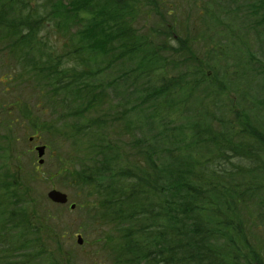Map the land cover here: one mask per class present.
<instances>
[{"label": "trees", "instance_id": "trees-1", "mask_svg": "<svg viewBox=\"0 0 264 264\" xmlns=\"http://www.w3.org/2000/svg\"><path fill=\"white\" fill-rule=\"evenodd\" d=\"M192 1L198 8L191 20L175 7L188 0H0V54H20L37 67L43 76L37 77L50 88L44 95L36 86L38 96L55 105L61 92L83 95L80 87L90 88L89 95L107 94L106 82L118 101L136 99L124 116L135 110L131 125L139 127L131 131L138 140L120 139L119 131L131 125L113 132L111 141L108 134L98 135L95 157L85 161L93 170L74 164L60 173L74 177L73 186L94 185L99 219L123 232L115 240L119 248L108 245L113 264H264V80L256 79H264V0ZM153 14L159 23L151 21ZM128 64L134 69L115 77ZM104 72L110 81L101 78ZM233 74L253 79L230 94ZM81 78L86 84L77 86ZM74 84L78 88L71 89ZM233 95L242 102L236 107ZM196 96L199 106L191 108ZM7 107L0 106V113L11 117ZM91 111L84 106L80 117ZM69 117L70 131L63 136L74 143L80 122ZM102 119L100 131H113ZM18 120H0V133L13 150ZM43 124L35 122L30 132L57 134L58 128ZM201 149L208 150L203 157ZM122 154L131 160L108 173L107 162L117 167ZM5 166L0 165V264H65L54 216L43 206L34 211L31 188L19 171ZM116 177L125 185H97ZM22 186L29 187L26 193ZM40 208L44 214L38 216ZM65 254L73 264L75 253Z\"/></svg>", "mask_w": 264, "mask_h": 264}, {"label": "rangeland", "instance_id": "rangeland-1", "mask_svg": "<svg viewBox=\"0 0 264 264\" xmlns=\"http://www.w3.org/2000/svg\"><path fill=\"white\" fill-rule=\"evenodd\" d=\"M32 6H34V3H32ZM178 6L180 7L178 8ZM175 7L178 8V14L183 12L185 13V17L192 20L195 18L198 5L196 7L192 0H188V3L181 2L176 4ZM139 19L144 23L145 17L143 15H141ZM151 21L159 23V19L155 14L151 15ZM243 59H245V56ZM132 66L135 65L128 64L126 65L128 68L120 67L114 73L115 77L117 75L120 76L125 71L134 69ZM257 69L261 74V67H257ZM260 74L256 76L259 77L261 76ZM37 76L43 77L38 72L37 67L35 66L34 69V65L32 66L30 64L29 66L28 60L24 57L21 59L20 54H0V106H8L7 112L12 115L9 117L6 112L0 113V116H3L0 117V120L3 122L4 119L7 118V123L10 125L12 119H19L18 121L20 123L13 129L15 135L17 134L15 150L11 147H7L10 141H7L5 139V135L0 133V137L3 138L0 140V165L4 164L5 170L6 163V165H10L14 172L19 171L20 174L18 173V175H20V178L31 188V199H37L36 210L35 203L32 201L33 203L31 204V207L34 208V211L37 212V214L39 206H43L46 212L50 213L51 216H54V223L58 225L59 228L57 234L60 236L62 232L67 234L64 240H61V246L64 249V252L73 251L75 253L73 264H113L108 245L117 246V248H119L118 242L115 240L121 236L123 232L120 233V231H114L113 228H115V226L110 222V220L107 222L106 220L99 219V216L102 214L100 212V203L97 204L100 207L98 210H96L93 206L97 198L96 195H98L97 188H95V190L93 189L94 185L90 184L89 187L85 189H82L81 186H73L71 184V180H73L74 177H70L68 175L66 177L61 176L60 173L66 168L67 170H70L69 168L72 169L75 165H79V167L81 165L85 172L93 170L92 165L90 163H85V161L86 159L95 157L94 154L97 151H93V149H98L100 146V138L97 136H102L103 133L108 134V138L111 141L113 139L111 135H114L113 132L116 134L118 129H121L123 125H131L133 124V121H137V118L134 116V109L128 111V114L124 116L127 108L131 107L133 103L134 105L137 104V102H135L136 99L132 98L131 95H127L125 101H118L116 94H114V89L111 90L107 88L108 84L105 82L103 86L108 89L107 94L98 95L95 93L89 95L91 91L90 88L84 89L83 87H80L83 89V95L76 96V94H73V91L71 90H68V92H61V94L55 98V105H52L48 103L46 97L44 96L46 92L50 95V88L44 85L46 79L42 78L40 80ZM240 76L241 75L237 76L236 74H233L230 78L231 82L228 84L230 86V90L226 87V90L230 94L234 93V90L232 91V89L240 83L245 81V87L246 84L253 79L250 75L247 79L241 80L239 79ZM101 78L104 81H110L112 79L111 74L107 72H104L101 75ZM256 79L264 80L262 78ZM78 80L81 81H79L77 86L80 84H86L82 78ZM23 82L24 84H22ZM235 82L237 83L235 84ZM36 86H39L44 90V95L40 94L38 96L39 88ZM77 86L74 84L70 86V88L75 89L78 88ZM121 92L124 93L123 90H119V93ZM188 93L189 91L187 89V93H185V95ZM252 96H254L253 93ZM93 97L94 102L91 103L93 101ZM198 99L199 97L196 96L194 104L191 108L199 106ZM237 101L242 103L240 97L236 98V96L233 95V104L235 107L237 105ZM77 102L80 104H77ZM15 103H18V105H15ZM84 106H89L93 111L81 118V108ZM21 107L22 109L24 108V112L21 111ZM70 114H72L76 120L80 122L78 127H80L81 135L74 143L72 141H68L70 140L68 139V136L66 139L63 136L67 129L68 132L70 131L69 124L72 121L71 117H69ZM24 115L26 116L23 117ZM104 115H106L107 118L104 119L103 122L102 116ZM100 119H102L101 123L110 126L114 130L112 131L111 129H108L105 130V132L100 131L102 129L98 125ZM37 121L40 123L41 127L44 125L43 123H46L48 125V130H56V128H58L57 134L56 131H53L56 135L49 134V132H43L42 135L35 136V134L30 131H32L31 128L35 126V122ZM83 126L87 132L86 135L84 129H82ZM138 127L139 122L134 125V127L131 125L122 128L119 131L121 136L120 139L125 140L126 142L138 140L139 133L137 131H131L132 128L137 130ZM71 128L74 127L71 126ZM59 133L61 135H59ZM82 137L85 138V142L81 143L80 139ZM92 145L94 146L93 148L91 147ZM36 146H39L40 148L45 146V148H47L45 156L42 157V160L44 161L43 165H39L37 153H34V148ZM131 152L136 156L138 155L135 151H132V149ZM193 152L196 153L197 150L194 148ZM190 153L191 150L187 153V155L190 156ZM207 153L208 150L201 149L199 154L203 157ZM5 154H10L9 156L14 155L16 157L11 160L8 159ZM134 155H132V157H134ZM122 156V163L117 167H114L107 162L106 168L108 173L121 170L122 167L127 164L126 162L131 160L128 157V159H125L123 154ZM130 169L135 175L136 173L134 169ZM92 175V173H89V176ZM19 183L21 185V182ZM109 183L117 184V187L125 185V182L121 177H116L111 182L101 181L97 183V185L100 187H106L110 186ZM28 186H22L26 189L24 193L28 191ZM52 190H58L66 194L68 196L69 203L61 206L49 200L48 194ZM86 190L91 191L88 193ZM20 192L23 194V190L20 189ZM119 192L122 193L121 190H119ZM263 196L264 195L260 198ZM1 199H3L2 193H0V200ZM71 204L76 206L74 210L70 209ZM90 204L92 206L87 208ZM41 210L42 208L39 209V211ZM95 210L96 217L94 220L93 216ZM124 212H126L125 209ZM41 214H44L43 210L38 216ZM79 235L83 237L84 241L82 244H79L78 242ZM18 241L19 239H15L16 243H18ZM110 241L113 242L109 243ZM45 243H48L52 247H56V243L53 241L46 240ZM104 247L107 249H103ZM65 253L63 254L65 256V264H71L69 263L71 258ZM97 253L99 254L96 255Z\"/></svg>", "mask_w": 264, "mask_h": 264}, {"label": "water", "instance_id": "water-1", "mask_svg": "<svg viewBox=\"0 0 264 264\" xmlns=\"http://www.w3.org/2000/svg\"><path fill=\"white\" fill-rule=\"evenodd\" d=\"M37 150L39 152V157H42L44 155L45 148H38ZM42 163H43V161L40 162V164H42ZM48 197L50 200H52L53 202L58 203V204L67 203V196L56 191V190L51 191L48 194ZM82 242H83L82 239L79 238V243L82 244Z\"/></svg>", "mask_w": 264, "mask_h": 264}]
</instances>
